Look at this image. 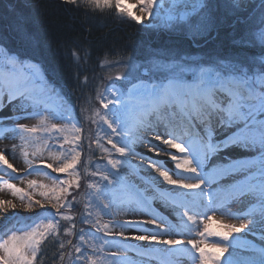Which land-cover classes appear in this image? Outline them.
I'll use <instances>...</instances> for the list:
<instances>
[{
	"label": "snow or ice",
	"instance_id": "snow-or-ice-1",
	"mask_svg": "<svg viewBox=\"0 0 264 264\" xmlns=\"http://www.w3.org/2000/svg\"><path fill=\"white\" fill-rule=\"evenodd\" d=\"M66 2L77 4L78 0ZM79 3L94 11L113 10L117 17L139 25L147 21L145 26L149 30L187 36L195 44L201 40L208 43L223 21H234L244 25L240 44L259 46V54L251 58L217 57L201 61L156 49L142 61L130 56L117 62L126 71L106 78L111 83L99 89L96 96L100 107L91 116H85L96 126L89 151L95 145L101 154L98 160L89 159L84 171L85 177L95 178L86 183L89 191L85 193L80 214L79 222L91 226L87 231L76 230L77 219L73 214L79 203L73 189H80L82 179L77 167L81 163L82 128L70 117L52 113L43 106L42 97L52 89L37 65L15 55L0 54V103L10 104L16 113L0 120L15 121V127L3 132H11L10 138L19 139L26 165L21 174L9 162L5 150L0 149V173H3L0 192L7 190L19 199L25 212L33 213L24 216L10 212L17 205L12 199H0V221L10 222L0 232V264H40L42 246L49 237L60 239L62 221L66 223L62 234L66 239L59 243L60 260L64 259L63 250L67 247L71 264H124L127 258L121 254L126 248L106 237H123L127 241V229L142 233L131 239L150 246L165 245L171 255L187 256L192 264H264V247L233 236V233L254 235L259 226L260 240L264 241V0H136V4L128 6L125 0H79ZM137 6L139 15L133 11ZM87 81L85 76L83 82ZM144 106L153 111L162 109L168 117L167 122L162 120L147 127L154 140H148L146 135H132L129 114ZM179 115L193 119L203 129L196 146L189 147L184 134H178L173 118ZM24 119H38L42 126L19 123ZM54 120L64 122L58 124ZM37 141L40 144L29 152ZM49 141L58 143L44 158ZM154 141L174 149L175 153L168 152V160H159L137 151L138 144L147 146L148 152L158 157L165 150ZM235 147L254 150L257 155L234 159L229 149ZM16 148L13 144V150ZM221 152L227 163L214 165L215 175L205 171V162ZM45 159L53 162L46 163ZM41 168L65 174L67 178L51 176ZM142 172L145 175L141 176ZM31 175L46 176L52 185L27 179ZM4 177L19 180L28 190ZM133 178H138L139 183H134ZM225 178L233 183L221 186L220 181ZM37 189L41 199H33ZM121 194L135 199L151 218L114 219L125 207ZM156 199L171 209L175 223L151 211V201ZM246 203L253 204L249 212L231 211L233 204ZM45 204L49 207L45 208ZM218 215L249 219V224L237 227L222 219L217 221ZM104 216L109 219L103 221ZM210 222H217L219 230H213ZM98 233L103 235L98 237ZM174 235L184 238H161ZM110 247L118 249L107 254L110 260L95 255ZM230 248L232 251L224 258ZM237 248H248L254 255L242 258L235 251ZM157 251L155 247L137 249L141 257ZM175 264H179V259Z\"/></svg>",
	"mask_w": 264,
	"mask_h": 264
},
{
	"label": "trees",
	"instance_id": "trees-1",
	"mask_svg": "<svg viewBox=\"0 0 264 264\" xmlns=\"http://www.w3.org/2000/svg\"><path fill=\"white\" fill-rule=\"evenodd\" d=\"M243 31V24L223 21L213 33L214 39L201 40L199 49L187 36L147 31L134 21L117 17L113 10H90L79 0L77 4L0 0V47L25 61H36L47 77L83 102L102 89L106 83L102 70L114 57L125 54L142 61L143 55L146 58L156 49L203 55L198 58L201 61L258 55L259 46L240 44ZM85 76L87 83L83 82Z\"/></svg>",
	"mask_w": 264,
	"mask_h": 264
},
{
	"label": "rangeland",
	"instance_id": "rangeland-1",
	"mask_svg": "<svg viewBox=\"0 0 264 264\" xmlns=\"http://www.w3.org/2000/svg\"><path fill=\"white\" fill-rule=\"evenodd\" d=\"M125 4H126V6L134 5V4H136V0H125ZM133 11L137 15H139V6H137L135 9H133ZM146 24H147V21L145 22V25ZM145 25H140V26L143 27V29H146L148 31L149 29ZM156 33H159V32H156ZM198 45L199 44H196L197 48L200 49L201 46H198ZM5 53L10 55V56L12 55V54L8 53L5 49L0 47V54H5ZM149 54L150 53H147L146 57ZM130 56L131 55L123 54V55L114 57V59H110V61L105 64V66L102 70L104 77L107 78L108 76H112L114 78V76L117 72L126 71V69H121L117 62L125 61ZM142 57L145 58V55H143ZM187 57H192V58L196 57L198 59V58L203 57V55L200 56L197 54L196 55L195 54H188ZM134 58L138 62L141 61L139 58H136V57H134ZM248 58H251V57H248ZM29 62H31L32 64H35L39 67L43 80L46 81L47 84L52 89V91H50L48 94H46L45 96L42 97L43 106L46 107L52 113L62 114L64 117H70L72 121L77 122L78 125L82 128L81 134L83 136V143L81 146V148H82L81 163L77 166L78 171L80 172V174L82 176V179H81L80 189L78 191L73 189V194L76 195L77 200L79 201V203L73 209V214L76 216V219H77L76 230L79 231L80 228H84L87 231L90 229L91 226L86 225V224H82L79 222L80 221V214L83 211V203L85 201V193L89 191L86 188V183L89 180H94L95 178H92L90 176L85 177L84 171H85L86 162L89 161V159L98 160L100 158L101 154L98 150L95 149V145H92V151H89V144H90L91 140L95 139L96 126L93 125L90 121L86 120L85 116H91V114L96 109H98L100 107L99 101L96 99L97 94L89 102H83L80 99H77L75 96L71 97L69 92L66 89H63L58 82H55L54 80L47 77V75L43 71V68L41 67L40 64H38L36 61H29ZM109 83H111V81L106 79V83L104 84V86L109 84ZM117 83L119 84L120 82H117ZM138 110L139 109L136 107L129 114V117L131 116L132 120L136 116L139 118V116L137 115ZM15 115H16V113L14 112V109L12 108V106L10 104L0 103V117H14ZM150 120H155V119L150 118ZM155 121H156V123L159 122L157 120H155ZM52 122L60 124V123H63L64 121L54 120ZM129 122H131V120H129ZM19 123H23L29 127H31V126L41 127L42 126L38 119H24V120H20ZM13 127H15V121L14 120H0V132H3V129H5V128H13ZM177 128H178V130H182L180 125H178ZM161 130H163V129L161 128ZM198 130L199 131H196L194 136L197 134H198V136L202 135L203 129H201V131H200V129L198 128ZM131 131H132L133 137H135L137 135H139V136H145L146 135L148 140H153L149 134H146L144 131H141L138 127H135ZM12 136H13V133H11V132H3V134L0 135V145L2 146L4 144H8V145L10 144L11 147L9 149L11 151H13L12 153H14V151L16 149H19L20 141L18 138H15V139L10 138ZM195 138H197V137H195ZM184 139L186 142H188V140H193L190 137H186ZM198 140L199 139L194 140L195 143L192 147L196 146V141H198ZM154 142L159 144V147L165 150L158 157L155 156L154 153H149L147 146H142V145L138 144L137 145V151L141 152V153H145V154L152 156L153 158L159 159V160H168V155H167L168 152L175 153L174 149H169L168 147H165L166 145L160 144L159 142H156V141H154ZM57 143L58 142H55V141H49L50 148L43 152L44 158H47L49 156L50 151L55 150ZM13 144L17 145V148L15 150H13ZM39 144H40V142L37 141L34 145H31L28 149L29 152L34 151L35 147L38 146ZM65 147H67V145ZM3 149L5 150V154H6V157L9 159V162L12 163L13 166L16 167L20 171V173L22 174L23 169L26 167V165H24V163H23V157L21 156V154L11 155V154H9V152L5 148H3ZM176 154H178V153H176ZM229 154L234 159H250V158L257 155V153L254 150H243V149L238 148V147L229 149ZM223 155H224V153L221 152L218 156L210 157L205 162V165H204L205 171L212 172L213 175H215V173L213 172L214 165L227 163V161L222 159ZM138 160H139V157H136L135 161H138ZM45 162L51 163L53 161L45 159ZM168 166L172 167L171 164H169ZM41 170L50 173L51 176H58L59 175L62 178H67L65 176V174L51 173L50 169L41 168ZM2 175H3V173H0V176H2ZM143 175H145V173L142 172L141 176H143ZM4 179H8L10 183H15V184H17L18 187H24L25 190H28L26 184H21L19 180H11L8 177H4ZM27 179H35V180H37L38 183H42V184L49 185V186L52 185V180L49 179L48 177L42 176V175H31V176H28ZM133 182L139 183V179L133 178ZM231 183H233V181L230 178H225L224 180L220 181L221 186L230 185ZM163 187L167 188L168 186L163 185ZM39 191L40 190L37 189V194L33 195V199H41V197H39V195H38ZM149 195H151V193H149ZM120 198L125 201V207L123 208V210L120 212L119 215H116L113 217L114 219L119 220V221H125V220H147V219L151 218L150 216L145 214V209L141 208L136 203L135 199H129L126 195H123V194L120 195ZM0 199H12L13 202L17 205V208L15 210H10V212L15 211V212L20 213L24 216H32V214H33L32 212H25L20 207L19 199L12 197L11 193L8 192L7 190L0 192ZM48 207H49V205L45 204V208H48ZM252 209H253V204L246 203L243 206L240 204H233L231 211H233L234 213H246ZM33 211H42V210L34 209ZM151 211H153L158 216H163L166 220L171 221L172 223L176 222L175 216L170 214L171 209L166 207L159 199L151 201ZM256 215H258V211L256 212ZM94 218H95V214H94ZM102 219H103V221H107L109 219V217L104 216ZM221 219L223 220V222L235 224L237 227H239L242 223L245 225L249 224V219L240 220V219H235L233 217H228V216L220 217L219 215L216 218L217 221H219ZM8 223H10V222L0 221V232L3 231L4 227ZM65 226H66V223L62 221L61 222V229H60L61 236H60L59 240L56 238H53V237H49V239L42 246V261L40 262V264H71V260L69 259V256L67 255V253H68L67 247L63 250L65 252L64 259L62 261L60 260V251L61 250L59 249V243L62 240L66 239L62 235L63 234V228ZM210 226L212 227L213 230H219V226H218L217 222H210ZM149 230H151V226H150ZM91 231L94 232L95 229H91ZM115 231H120V230L116 229ZM137 234H142V233L138 232L136 229L125 230V235L127 237H129V239L127 241H125L123 237H114V236L106 237V239L111 240L113 243L119 244V245L126 248V251H124L121 254L122 257L127 258L125 260L124 264H175V261L177 259H179V264H192V261L187 256L177 258V257L171 255L167 251V246H165V245L150 246L147 244V242L136 241V240L131 239V236L137 235ZM102 235H103L102 233L97 234L98 237L102 236ZM260 235H261V232L259 230V226H257V230H256L254 235L252 233H233V236L236 237L239 241H249L252 244H255L259 247H264V241L260 240ZM161 238L162 239H183L184 237H181L179 235H174V236H163ZM210 239H214V238H210ZM73 242L74 243L76 242L75 238H73ZM99 242L100 241L97 240V245H99ZM149 247H155V248L159 249V251L152 253V255L149 257H141L138 255L137 249L149 248ZM117 250L118 249L115 247H110V248H106L104 253H96L95 255H100V256L106 257L107 259L110 260L111 257L108 256L107 254L109 252H114ZM231 251H232V249L230 248L229 252H226L224 254V258H227ZM235 251L242 258L251 257L254 255V253L252 251H250L248 248H237ZM89 254H93V253H91V250H89ZM75 255H76V253L73 249L72 250V256H75Z\"/></svg>",
	"mask_w": 264,
	"mask_h": 264
},
{
	"label": "bare ground",
	"instance_id": "bare-ground-1",
	"mask_svg": "<svg viewBox=\"0 0 264 264\" xmlns=\"http://www.w3.org/2000/svg\"><path fill=\"white\" fill-rule=\"evenodd\" d=\"M139 110L137 111V115L139 116V118L136 116L134 117V119L132 120V117H128L129 120H131L130 122V126H131V130H133L135 127H138L141 131H144L146 134H149L151 136V138L154 140V134L152 132H147L146 129L149 126H155L157 123L155 120L157 121H165L167 122L168 117H166L163 113V110H159V111H153L151 108L144 106V107H137ZM150 118H154L155 120H150ZM174 122L176 124V126L180 125L182 130H178L177 128V132L178 134H184V138L186 137H190L193 140H188L189 142V147H192L195 143L194 140L199 139L200 136L195 135L196 131L198 130V127L196 125V122L193 119L190 118H186L183 115H179L176 118H173ZM143 125V127H141L140 125ZM200 131L202 128H199ZM160 131H163L160 129ZM197 137V138H195ZM166 138V137H165ZM199 141V140H198ZM198 141H196V145L198 144ZM158 142V141H156ZM11 147V145L9 144H4V145H0V149L5 148L9 154L11 155H15V154H20V149H16L14 151V153H12L13 151H11L9 148ZM167 147V146H165Z\"/></svg>",
	"mask_w": 264,
	"mask_h": 264
}]
</instances>
